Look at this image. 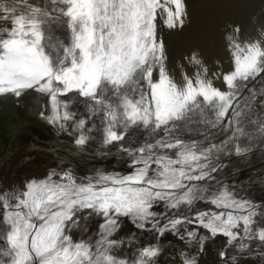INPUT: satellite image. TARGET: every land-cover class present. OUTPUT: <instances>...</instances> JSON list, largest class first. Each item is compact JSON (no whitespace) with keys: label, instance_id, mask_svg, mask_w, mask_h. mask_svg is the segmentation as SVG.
Wrapping results in <instances>:
<instances>
[{"label":"snow or ice","instance_id":"6c2138e0","mask_svg":"<svg viewBox=\"0 0 264 264\" xmlns=\"http://www.w3.org/2000/svg\"><path fill=\"white\" fill-rule=\"evenodd\" d=\"M189 18L187 0H0V95L42 94L50 111L40 115L49 124L75 135L78 146L99 133L100 147H117L130 169L79 181L71 169H50L22 186L0 184V264H155L158 244L138 249L131 260L113 254L124 244L111 238L121 217L157 239L171 232L196 241L200 253L218 236L242 255L251 254L245 240L264 245V227L253 229L264 204L237 197L217 180L227 166L221 156L251 150L240 146L251 138L245 120L264 137V121L250 119L254 108L264 109V88L249 87L264 80V25L249 37L239 26L226 30L230 70H210L193 49L183 57L193 71L177 65L178 80L158 22L183 30ZM77 100L87 118L74 120L69 108ZM94 117L100 126L85 130ZM193 125L204 127L203 141L185 138ZM213 129L224 136L219 143L209 139ZM213 181L219 187L210 190ZM198 201L212 207L180 212H191ZM161 203L164 212L153 211ZM93 216L103 218L98 239H74L81 220ZM201 228L206 235H198ZM226 254L219 251L221 261Z\"/></svg>","mask_w":264,"mask_h":264},{"label":"rangeland","instance_id":"374dc122","mask_svg":"<svg viewBox=\"0 0 264 264\" xmlns=\"http://www.w3.org/2000/svg\"><path fill=\"white\" fill-rule=\"evenodd\" d=\"M187 5L190 18L183 30H169L163 27L162 21L158 22L159 31L167 46L169 68H176L175 74L178 80L180 77L177 65L183 63L187 67L183 57L193 49L199 50L210 70H215L220 66L225 71L230 70L231 62L224 38L226 30L230 31L233 26H239L242 29V36L249 37L256 35L257 30L264 25V0H187ZM187 71L191 74L193 69L187 67ZM215 85L221 89L224 88L221 81H215ZM249 87H254L258 91L264 88V80L257 78ZM13 99L15 101H13L10 114L6 103L12 100V97L8 94L0 95V112H2L0 115V184L3 187L22 186V182L27 178L43 177L50 169L57 171L71 169L78 181L81 177L95 175L97 171L122 174L130 171L128 158L122 155L117 147L109 146L107 149L100 147L99 133L93 131L90 135L96 139L90 140L86 145L78 146L74 135H69L57 126L49 124L39 114L42 111L46 114L50 111L47 107V98L42 94L28 90ZM60 99L67 98L60 97ZM69 111L76 113L74 120L88 117L85 105L79 100L70 105ZM258 118L264 121V109L256 107L250 113V119ZM93 122L97 127L100 126L99 117H94L88 121L85 130L91 127ZM72 123L73 121H69L68 124ZM257 127L258 125L245 120V130L251 138H242L240 146L251 150L241 157L221 156L220 159L227 166L217 174V180L227 184L229 190L234 191L237 197L250 199L256 204H264V137L258 133ZM203 131V126L197 128L193 125L185 132V138L203 141L204 136L201 134ZM160 135L163 133L161 132ZM144 136V133H140L139 139L142 140ZM12 139L17 140L11 148ZM127 139L126 137L122 143H127ZM209 139L219 143L224 136L213 129L210 130ZM217 187L219 185L213 181L210 190ZM211 207V205L198 201L191 212L186 208L180 209V212L192 215L197 209L208 210ZM153 211L164 212L163 203L155 206ZM255 220L254 230L264 227V215L257 216ZM164 222L161 220V223ZM101 223H103V218L96 216L91 217L87 222L81 220V227L74 229L72 236L76 240L92 237L95 241L98 239L96 233ZM119 223L118 231L111 238L123 240L124 244L114 250L113 254L120 257L126 256L130 260L134 253L138 254V249L147 244L170 242L173 244L170 252L161 250L155 264H183L182 252L186 253L189 258L194 257L197 264H233V256L237 257L236 264H264V256L260 254L264 252V245L259 240H245L244 243L250 244L251 254L246 252L242 255L235 247H226L225 238L218 236L214 241L207 242L205 251L200 253L198 243L189 242L187 237L181 240L178 236L168 232L157 239L154 232L137 229L126 217H121ZM184 227H181L182 233ZM186 227L188 230H193L195 225ZM206 234L204 229L198 230V235ZM130 239L131 244H129ZM221 250L227 253L224 261H221L218 255Z\"/></svg>","mask_w":264,"mask_h":264},{"label":"bare ground","instance_id":"6f19581e","mask_svg":"<svg viewBox=\"0 0 264 264\" xmlns=\"http://www.w3.org/2000/svg\"><path fill=\"white\" fill-rule=\"evenodd\" d=\"M9 96H11L12 97V100H8V102L6 103V105H7V108H8V112H10V114H11V111H12V104H13V101H15V99H13V98H15V95L14 94H8ZM5 103V102H4ZM24 106H25V104H24ZM40 106V105H39ZM23 107V106H22ZM34 107V106H33ZM32 107V108H33ZM38 107V106H37ZM18 108V107H17ZM30 110V109H29ZM23 111V110H22ZM31 111V110H30ZM73 111V110H72ZM41 112V111H40ZM49 112V111H48ZM47 112V113H48ZM20 113H22L21 111H20ZM31 113V112H30ZM46 113V112H45ZM2 114V112H0V115ZM40 114V113H39ZM24 115V114H23ZM23 115H21V116H23ZM25 116V115H24ZM32 116V115H31ZM40 116V115H39ZM29 118V117H28ZM69 123V122H68ZM16 124V123H15ZM90 126V125H89ZM56 127V126H55ZM7 129V128H6ZM2 133V132H1ZM6 133V132H5ZM9 133V132H8ZM7 133V134H8ZM75 136V135H74ZM16 140L17 139H12V141H11V143H10V147L12 148L13 146H14V144H15V142H16ZM10 142V141H9ZM90 142V141H89ZM141 232V231H140ZM156 242V241H155ZM158 242V241H157ZM144 243H146V242H144ZM151 244H158L159 245V247L161 248V250H166V251H168V252H170V250H171V248L173 247V244L172 243H150V244H147L146 246H148V245H151ZM250 263H252V262H250Z\"/></svg>","mask_w":264,"mask_h":264}]
</instances>
